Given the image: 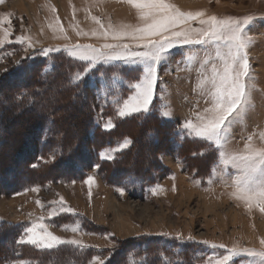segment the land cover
<instances>
[{
	"label": "rangeland",
	"instance_id": "1",
	"mask_svg": "<svg viewBox=\"0 0 264 264\" xmlns=\"http://www.w3.org/2000/svg\"><path fill=\"white\" fill-rule=\"evenodd\" d=\"M171 2L182 11L204 10L206 15L214 14L218 17H241L251 14L256 18L249 32L254 43L248 49L251 74L255 77L257 86L253 93L255 107L248 114L246 123L237 124L232 129V139L228 147L230 151H242L247 143V137L253 134L254 143L257 146L264 145L258 135L264 132V0H171ZM5 16L10 19V24L0 25V36L3 35L4 28L9 29L10 36L8 41L0 45V80L14 67L33 57L45 58V62L49 63L48 68L55 63L54 58H59L63 60L62 63H73L71 67L70 64L66 66L75 69V73L80 71L86 62L72 58L65 46L91 44L100 47L103 43H117L111 38L105 40L103 37L77 34L80 31L90 33L98 28L91 19L92 16L99 17L105 25L109 21L114 26L121 23L133 25L139 23L136 10L125 0H3L0 3V20ZM57 18L65 30L64 33L53 32L48 26L55 23ZM192 26L199 27V24L193 21ZM65 35L67 39L64 38ZM21 36L29 37L32 46L29 47L28 41L19 42L18 38ZM122 43L131 41L125 39ZM57 48L60 51H55ZM200 48L199 45H177L169 50L170 58L158 66L157 94L150 107L159 115L158 108L162 105L170 106L172 118L162 119L170 122L172 129L169 130L167 127L162 131L161 128L157 133L162 149L160 152L155 149V153H159L158 157L154 155L155 161L149 158V165L155 170L154 184L138 190L133 187L112 185L105 180L99 167H96L97 164L93 162L96 160L95 153L91 150L92 161L80 164L83 170V176L80 178L67 180L59 176L42 180L26 189L10 192L5 191L6 187L1 189L0 221L28 225L38 217H44L43 222L54 234L65 239L82 240L85 245L99 249L101 251L99 254L105 262L114 252L139 236L173 238L203 245L205 251L201 252L197 264H208L207 258L227 254V250L234 246L261 248L260 240L264 238V213L255 205L249 209L243 201L231 195L234 191L232 180L238 174V170L229 165L219 168L217 174L212 175V169L217 162L216 152L212 168L208 167L209 162L191 157L193 152L205 150L209 144L188 138L183 142L191 140L200 143L194 142L196 143L194 147L193 144L187 143L181 150L183 142L176 136L178 125L187 119H194L195 113L203 111L210 104L207 95L196 89L200 76L199 65L189 67L181 63L182 57L188 54L190 49L194 52ZM48 49L53 51L47 56L43 55ZM136 75L137 73L132 72L128 65L114 61L112 64H97L92 73L84 78L83 81H87L91 89L90 93L97 100L96 122L99 126L107 117L114 116L112 90L114 89L116 95L123 94L126 98L129 94L127 85ZM16 81L17 78L13 77L9 78L8 83L12 85ZM104 85H111L112 88L102 87ZM105 91L109 95L105 96ZM11 121L17 124L15 128L18 129L19 119ZM5 142L8 144L9 140ZM27 146H24L25 149L29 148ZM87 146L90 147L91 144L84 147ZM111 148L115 146L102 150L99 156L101 157L102 153L113 154L106 152ZM6 154L7 158L14 155ZM114 155L116 156V153ZM22 159L25 158L20 156L17 165L24 167L25 162ZM7 160L9 165H6L5 171L10 172L14 168L10 167L15 166V162ZM159 164L162 167L160 170L157 167ZM26 166L18 177L19 181L26 180ZM11 171L16 173L17 168ZM89 176L94 177L91 185L86 182ZM13 177L15 179V175ZM157 185L164 191L153 194ZM34 188H39V191L31 190ZM119 189H123V194ZM61 197L67 207L75 210L76 215L60 213L49 216L51 209L59 207L58 203L52 202H59ZM65 226H68V230ZM73 226H78L79 230L71 231L70 228ZM164 233L168 235H163ZM189 237L192 239H188ZM204 241L209 243L205 244ZM6 242V238L5 240L0 238L1 247ZM212 244H223L226 248L213 249ZM250 259L247 256H240L235 258L234 264H248Z\"/></svg>",
	"mask_w": 264,
	"mask_h": 264
},
{
	"label": "snow or ice",
	"instance_id": "2",
	"mask_svg": "<svg viewBox=\"0 0 264 264\" xmlns=\"http://www.w3.org/2000/svg\"><path fill=\"white\" fill-rule=\"evenodd\" d=\"M2 2L3 0H0V3ZM125 2L136 10L139 23L135 25L121 23L119 26H114L109 21L105 25L99 17L92 16L91 19L98 28L90 33L83 31L77 33L103 37L105 40L111 38L117 43H103L100 47L91 44L65 46L72 58L86 62L81 66L80 71L70 77L69 82L79 86L97 64H112L114 61L123 62L132 72L137 73L134 80L127 85L129 94L126 98L123 94L116 95L114 89L112 90L114 116L107 117L101 125L104 130L111 131L116 126L114 122L116 119L149 114L152 111L150 106L157 94L158 66L162 61L170 58V49L177 45L201 46L194 52L190 49L189 53L182 57L181 63L189 67L199 65L200 76L196 89L207 95L210 104L203 111L195 113L194 119H187L178 125L176 136L181 142L191 138L214 148L217 162L212 169V175H216L219 168L229 165L238 170V174L232 180L234 191L231 195L243 201L249 209L255 205L264 213V145L257 146L253 134L247 137V143L242 151H230L228 147L232 139V129L237 124L246 123L248 114L255 107L253 93L257 90V86L255 77L251 74L248 49L254 43L249 32L256 18L251 14L241 17H218L214 14L206 15L204 10L182 11L171 0H125ZM52 10L55 11L54 8ZM193 21L198 22L199 27L192 26ZM4 23L10 24L8 16L0 20V25ZM48 26L53 32H65L58 18L55 23H50ZM9 36V29L4 28L3 35L0 36V45L8 41ZM64 38L68 37L65 35ZM125 39L130 40L131 43H122ZM18 40L21 43L28 41L29 47L32 46L27 36H21ZM50 51L53 49L45 50L43 55L47 56ZM55 51L60 49L57 48ZM47 71L48 69H45V72ZM102 87L112 88L111 85ZM104 95L107 96L109 93L105 91ZM29 102H31L30 98ZM157 111L161 118H172L170 106L162 105ZM258 135L264 142V132ZM130 143L131 140L125 137L116 144L115 148L106 150L113 154L102 153L101 158L115 159L114 153L122 152ZM204 154V150L192 153L194 157ZM52 159H55V156H52ZM86 182L91 185L94 177L89 176ZM31 190L39 191V188ZM119 191L123 194V189ZM163 191L164 189L157 185L153 194H160ZM52 203H58L59 207L50 210V217L60 213L76 215L74 209L66 206L63 197L59 202ZM44 219L38 217L28 225L19 226L20 232L14 241L18 247L13 248L14 256L17 258L12 264H46L44 257L59 254L65 250L63 246H70L67 250L74 254L91 247L85 245L82 240L65 239L54 234L43 222ZM65 229L68 230V226H65ZM70 230L77 232L79 228L73 226ZM260 244L262 247L259 249L234 246L227 250V254L207 258L208 264H234L235 258L240 256L251 258L248 264H264V238L260 240ZM24 247L39 255L23 258ZM211 247L226 248L223 244H212ZM158 258L162 264H174L172 258L163 254ZM47 264H51V261ZM87 264H105V260L98 254L92 256ZM146 264L150 262L146 261Z\"/></svg>",
	"mask_w": 264,
	"mask_h": 264
},
{
	"label": "trees",
	"instance_id": "3",
	"mask_svg": "<svg viewBox=\"0 0 264 264\" xmlns=\"http://www.w3.org/2000/svg\"><path fill=\"white\" fill-rule=\"evenodd\" d=\"M45 61V58L40 57L28 58L0 80V190L5 187V191L9 192L26 189L42 180L59 176L67 180L80 178L83 176L80 164L92 161L93 153L96 157L93 162L99 165V171L112 185L138 190L154 184L155 170L149 165V158L155 161V156L159 155L155 149L158 152L162 149L157 133L161 128L162 131L167 127L172 129V124L152 109L149 114L117 119L115 128L106 131L96 122L97 100L90 93L87 81H82L79 86L69 82L75 69L66 65L70 64L71 67L73 63H62L63 60L54 58L55 63L48 68L49 63ZM45 69L48 71L45 72ZM13 77L17 81L10 85L8 80ZM14 119L20 121L18 129L15 128L17 124L11 121ZM125 137L132 143L122 152H117L115 159L108 160L99 156L102 150L116 146ZM7 139L9 143L5 144ZM194 142L200 143L186 140L180 149L187 143L194 147ZM86 144L91 146L84 147ZM24 146L29 148L25 149ZM204 151L203 156L194 157L191 154V157L209 162L208 167L212 168L216 151L209 145ZM6 153L14 154L15 157L11 155V158H7ZM20 156L25 158L22 160L27 165V177L22 181L18 177L25 166L17 165ZM7 159L15 162V166L11 165L10 168H17L16 173L11 171L14 168L10 172L5 171L6 165H9ZM157 167L158 170L162 169L160 164ZM19 226L0 221V238L7 239L6 244L0 246V264L13 262L17 258L13 248L18 247L14 241L19 235ZM63 247L65 250L59 254L44 257L46 264L48 261L51 264H85L93 255L101 252L89 247L74 254L67 250L70 246ZM204 251L203 245L189 241L139 236L114 252L105 264H146V261L162 264L158 258L161 254L172 258L174 264L177 261L179 264H197ZM38 255L27 247L22 250L23 258Z\"/></svg>",
	"mask_w": 264,
	"mask_h": 264
}]
</instances>
